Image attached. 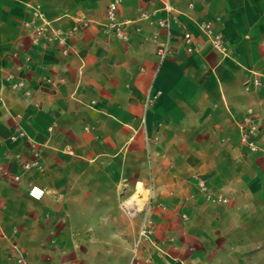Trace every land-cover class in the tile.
Returning <instances> with one entry per match:
<instances>
[{"label": "crops", "instance_id": "crops-1", "mask_svg": "<svg viewBox=\"0 0 264 264\" xmlns=\"http://www.w3.org/2000/svg\"><path fill=\"white\" fill-rule=\"evenodd\" d=\"M111 1L0 0V264H55L41 249L55 224L61 247L123 244L116 199L129 195L130 182L151 183L161 212L198 209L193 177L242 181L246 117L264 161V88L246 86L264 75V0H120L117 19L130 21L125 38L103 24ZM166 2L178 10L173 51L161 62L157 21ZM33 5L69 33L67 55L56 41L33 42L23 26ZM199 23L211 24L225 53ZM260 164H251L250 183ZM120 182L128 185L119 190ZM33 184L45 190L41 199L30 195ZM214 192L248 197L249 228L264 230L263 189ZM210 206L227 219L235 208ZM49 212L56 223L44 220ZM92 260L110 255L103 248ZM62 261L70 263L66 249Z\"/></svg>", "mask_w": 264, "mask_h": 264}, {"label": "rangeland", "instance_id": "rangeland-1", "mask_svg": "<svg viewBox=\"0 0 264 264\" xmlns=\"http://www.w3.org/2000/svg\"><path fill=\"white\" fill-rule=\"evenodd\" d=\"M256 135L253 136V139ZM241 141L243 145L242 181L238 182L232 179L226 183H209L202 177H193V181L189 183L193 186V192L190 191V193L197 195L198 199L201 198L202 203L199 204L198 209L182 207L179 204L173 210L166 209L161 212L160 207L164 205H160L154 198L151 183L130 182L129 195L116 199L125 216L123 244L100 247L94 243L91 246L82 244L61 247L57 244L58 231L55 224V228L52 225L49 231L51 244L41 247V249L45 250L46 255L55 264H64L62 261L64 249L70 257L69 264H130L141 224L147 221L153 230L152 238L159 246V248L155 247L146 239L144 244L139 247L138 252L141 256L151 255L152 259L148 264H173L174 257L178 261L179 259L184 260L186 264H264V230L251 231L249 228L251 222L250 199L248 197L229 199L227 206L233 205L235 208L230 210L228 214L230 218L227 219L224 218V216L227 217L226 213L210 206V204H221L209 199L206 195L208 192L218 190L228 193H234L240 189L245 191L252 186L255 189L264 190V164H260L264 161L261 160L262 156L259 154L263 151L260 148L251 149L242 140V137ZM144 159L148 160L147 155ZM255 162L260 164L257 167L259 180L250 183V175H257L253 173L251 166ZM202 181H204L203 184ZM126 185H128L127 182H120L119 190ZM187 190L185 193H188ZM132 199L137 200V206L141 209L136 213H132L129 206ZM187 201L186 205L192 203L190 200ZM125 202H128V207ZM3 215L4 212L0 206V225L3 223ZM45 216V221L57 222L55 213L49 212ZM235 222L238 224H234ZM103 248L104 252L110 255V260L104 263L93 261L96 251H101ZM193 251L197 253L194 261ZM143 259L142 257L138 258L135 264L137 261L141 264Z\"/></svg>", "mask_w": 264, "mask_h": 264}, {"label": "built area", "instance_id": "built-area-1", "mask_svg": "<svg viewBox=\"0 0 264 264\" xmlns=\"http://www.w3.org/2000/svg\"><path fill=\"white\" fill-rule=\"evenodd\" d=\"M119 4L120 0H112L109 3L106 13L107 20L103 22V24L108 30L114 31L120 37L125 38L127 36L126 31L130 21H120L117 19ZM192 4L193 3H191V5ZM164 9L167 12V16L164 18H160L157 21L159 27L162 28L165 33L161 38L158 39L157 46V55L161 62L164 61L173 51L172 39L174 36V32L172 28V21L174 19L173 13L178 10L169 2H166ZM149 16L150 15L148 13L143 14V17L145 18H148ZM89 22L90 20L88 19L82 20L80 25L76 26V29L89 24ZM23 26L30 32L34 43H39L41 40H45L48 43L56 41L60 45H62V52L64 54L67 55L69 53V33L67 34L63 32L61 27L57 26L53 19L48 18L40 5L32 6V17L29 20L23 21ZM199 26L205 32L214 47L220 50L221 52L225 53L226 46L224 44V40L220 35L213 33L211 24L199 23ZM181 34L184 41L189 44H192L193 33L190 30L184 29ZM250 85L264 88V75L256 74L253 78H248L246 81V86L249 87ZM240 126L242 129V140L246 142L251 149H258L259 145L253 139V136L256 134L257 131V125L252 123L251 117L244 118L240 123ZM33 163H35V161ZM203 183L204 181H202V184ZM44 193L45 190L37 184H33L30 188V195L35 199H41ZM206 195L209 199L220 204H226L229 201V198L220 192H208L206 193ZM152 232L153 230L151 227H149L148 222H142L140 232L136 239L135 247L133 249V255L130 264H135V261L140 257L144 258L141 264H148L151 261V255L141 256L138 250L139 247L144 244V240L146 239L152 245L159 248L158 244L152 238ZM17 251L20 256V260H22L24 258L22 251L19 248H17ZM173 260V264H186L184 260L179 259L178 261L176 257H174ZM137 264H139L138 261Z\"/></svg>", "mask_w": 264, "mask_h": 264}, {"label": "bare ground", "instance_id": "bare-ground-1", "mask_svg": "<svg viewBox=\"0 0 264 264\" xmlns=\"http://www.w3.org/2000/svg\"><path fill=\"white\" fill-rule=\"evenodd\" d=\"M136 201H137L136 199H132V200H130L129 206H130V208L132 209V213H136L137 211L141 210V209H139V207L137 206ZM125 205L128 207V202H125Z\"/></svg>", "mask_w": 264, "mask_h": 264}]
</instances>
